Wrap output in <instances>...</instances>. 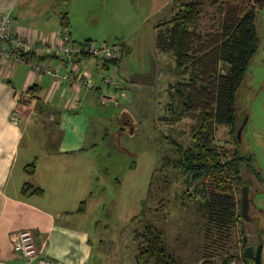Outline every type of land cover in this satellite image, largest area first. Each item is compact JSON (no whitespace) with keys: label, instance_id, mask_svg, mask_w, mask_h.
Here are the masks:
<instances>
[{"label":"rangeland","instance_id":"rangeland-1","mask_svg":"<svg viewBox=\"0 0 264 264\" xmlns=\"http://www.w3.org/2000/svg\"><path fill=\"white\" fill-rule=\"evenodd\" d=\"M56 11L62 18H69L68 27L80 45L126 43L133 49L124 67L123 97H102L107 105L90 110L94 116L91 131L102 136L91 148L99 165L94 195L80 206L87 209L85 224L92 234L94 256L90 264H137L135 235L148 224L164 232L168 251L183 264H204L206 217L200 205L203 197L199 182L167 163L173 158L172 139L185 141L188 137L180 130L191 123L183 121L174 130L175 126L161 120L171 101L170 87L181 80L175 60L161 55L155 47L156 27L172 16L170 2L58 0L48 16ZM256 12L260 47L239 92L238 114L241 148L244 153H252L253 165L264 179V9ZM221 70L228 72L224 65ZM110 88L114 94L116 88ZM125 111L131 124L121 131L117 116L126 117ZM105 127L109 128L107 138ZM216 140L228 159H233L237 143L231 128L219 127ZM104 153H109V158ZM233 188L239 201L235 180ZM257 202L264 210V196ZM240 228L237 241L241 240ZM237 260H244L242 253L230 264ZM212 262L222 264L219 259Z\"/></svg>","mask_w":264,"mask_h":264},{"label":"crops","instance_id":"crops-1","mask_svg":"<svg viewBox=\"0 0 264 264\" xmlns=\"http://www.w3.org/2000/svg\"><path fill=\"white\" fill-rule=\"evenodd\" d=\"M57 1L0 0V17L11 13L14 37L59 41L67 28L73 41L78 42L59 11L48 16ZM128 49L129 54L107 68V72L118 70L120 85L127 74L126 59L133 54L130 45ZM26 59L28 64L16 66L0 62V264L24 262L11 240L12 234L23 230L33 232L56 264H90L94 256L92 234L85 224L87 209H79L94 195L99 165L91 148L102 139L91 131L94 116L90 110L107 105L102 97L115 99L113 90L100 80L99 68L90 56L78 57L77 63L98 87L81 90L67 84L54 85L50 76L38 75L32 69L30 62H36L37 57L29 55ZM46 61L61 66L56 57ZM13 112L21 115L18 125L11 121ZM124 113L126 117L117 116L121 131L131 124L128 113ZM104 129L107 138L109 128ZM104 154L109 158V153ZM34 164L36 170L30 176L26 168ZM28 182L42 188L44 195L23 196Z\"/></svg>","mask_w":264,"mask_h":264},{"label":"trees","instance_id":"trees-1","mask_svg":"<svg viewBox=\"0 0 264 264\" xmlns=\"http://www.w3.org/2000/svg\"><path fill=\"white\" fill-rule=\"evenodd\" d=\"M168 1L172 16L156 27L155 47L175 60L181 80L171 85V101L161 120L174 130L183 121L191 124L180 130L188 137L185 141L172 139L173 158L167 163L199 182L206 217L204 264H215V259L230 264L239 253L245 258L242 239L237 241L240 212L233 188L234 180L240 184L238 96L260 47L256 11L264 9V0ZM63 20L67 27L68 18ZM122 45V55L112 64L130 53ZM219 127H230L236 139L233 159L217 143ZM26 169L32 176L36 165ZM28 194L43 196L44 190L28 182L22 195ZM135 241L137 264H183L168 251L164 232L150 224L136 232Z\"/></svg>","mask_w":264,"mask_h":264},{"label":"built area","instance_id":"built-area-1","mask_svg":"<svg viewBox=\"0 0 264 264\" xmlns=\"http://www.w3.org/2000/svg\"><path fill=\"white\" fill-rule=\"evenodd\" d=\"M13 19L10 12L0 17V62L11 66L28 64L25 55H34L38 58L36 62H30L32 69L38 75L50 76L54 85L67 84L75 90L83 87H98V83L92 81L89 72L78 66L77 59L80 56H90L99 68L100 80L108 86L115 87L113 97L117 100L123 97L120 91L121 85L116 79L115 69L112 75H108L107 68L112 61L117 60L123 53L122 44H99L90 42L80 45L73 41L69 30L66 28L61 32L58 41L40 39L28 40L23 37H14L11 34ZM56 57L61 66H53L47 63V59ZM125 96V95H124ZM79 100H82L79 97ZM13 124L18 125L21 121L19 112H13L11 116ZM11 240L16 253L24 257L22 264H56L54 260L46 255L45 246L38 242L31 230H23L11 235ZM233 264H245L244 260L234 261Z\"/></svg>","mask_w":264,"mask_h":264},{"label":"flooded vegetation","instance_id":"flooded-vegetation-1","mask_svg":"<svg viewBox=\"0 0 264 264\" xmlns=\"http://www.w3.org/2000/svg\"><path fill=\"white\" fill-rule=\"evenodd\" d=\"M241 132L242 125L236 135L241 150L239 161L240 184H238L240 189L238 207L240 212L241 246L245 254V264H256L257 259H260L261 263L264 264V210L261 207L262 203L257 202L264 196V179L261 172L253 165L254 157L252 153H244L241 148ZM245 201L248 204L246 214L244 213Z\"/></svg>","mask_w":264,"mask_h":264},{"label":"water","instance_id":"water-1","mask_svg":"<svg viewBox=\"0 0 264 264\" xmlns=\"http://www.w3.org/2000/svg\"><path fill=\"white\" fill-rule=\"evenodd\" d=\"M247 208H248V204H247V202L245 201V206H244V213H245V214H246V212H247V210H248ZM256 264H262L261 261H260V259H257Z\"/></svg>","mask_w":264,"mask_h":264}]
</instances>
